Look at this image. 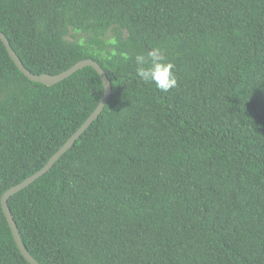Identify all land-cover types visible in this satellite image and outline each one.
Here are the masks:
<instances>
[{
    "label": "trees",
    "instance_id": "trees-1",
    "mask_svg": "<svg viewBox=\"0 0 264 264\" xmlns=\"http://www.w3.org/2000/svg\"><path fill=\"white\" fill-rule=\"evenodd\" d=\"M32 73L91 58L99 115L7 204L41 264H264V0H0ZM159 47L178 85L141 81ZM104 92L91 66L46 85L0 39V197L40 169ZM0 264H30L0 204Z\"/></svg>",
    "mask_w": 264,
    "mask_h": 264
},
{
    "label": "water",
    "instance_id": "water-1",
    "mask_svg": "<svg viewBox=\"0 0 264 264\" xmlns=\"http://www.w3.org/2000/svg\"><path fill=\"white\" fill-rule=\"evenodd\" d=\"M0 39L4 43L10 57L18 67V69L30 80L36 81V82H41L46 85H51L55 84L64 78H67L70 76L72 73L77 71L80 68H83L85 66H91L93 67L98 74L100 75L103 86H104V92L101 100L99 101L98 105L95 107V109L88 115V117L83 121V123L71 134V136L60 146L58 150H56L50 158L46 161V163L37 171L29 175L28 177L24 178L22 181L16 183L15 185L7 188L0 197V204H1V209L3 211V214L7 220V223L9 225V228L11 230L13 239L17 245V248L21 252V254L24 256V258L30 263V264H41L39 263L35 258H33L27 249L24 247L21 237L18 233L16 224L13 220V217L11 215V212L9 210L7 200L8 198L16 193L17 191L23 189L27 185H29L31 182H33L36 178L44 174L53 164L54 162L59 158V156L65 152L71 145L74 143V141L78 138L79 135L88 127V125L99 115L101 110L103 109L104 105L106 104L108 98L110 97L111 94V82L108 79L106 73L102 69V67L99 65L98 62L91 58H85L81 59L77 62H75L73 65L68 67L67 69L51 75L47 73H41V74H35L32 73L29 69H27L23 63L21 62L20 58L18 55L15 53V51L12 49L11 45L9 44V41L5 37V35L0 31Z\"/></svg>",
    "mask_w": 264,
    "mask_h": 264
},
{
    "label": "clouds",
    "instance_id": "clouds-1",
    "mask_svg": "<svg viewBox=\"0 0 264 264\" xmlns=\"http://www.w3.org/2000/svg\"><path fill=\"white\" fill-rule=\"evenodd\" d=\"M136 76L145 83L154 84L162 92H169L178 85L174 63L159 47H153L135 56Z\"/></svg>",
    "mask_w": 264,
    "mask_h": 264
}]
</instances>
